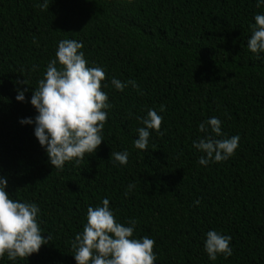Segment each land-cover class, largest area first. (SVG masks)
Returning a JSON list of instances; mask_svg holds the SVG:
<instances>
[{"label":"trees","instance_id":"16d2710c","mask_svg":"<svg viewBox=\"0 0 264 264\" xmlns=\"http://www.w3.org/2000/svg\"><path fill=\"white\" fill-rule=\"evenodd\" d=\"M0 0V175L11 199L35 203L50 240L15 264H76L74 240L89 206L108 198L114 219L135 220L133 238L154 240L155 264H264V53L247 48L256 0ZM82 43L102 67L111 107L103 140L79 164L52 167L21 124L57 43ZM59 67V65H57ZM134 80L122 91L111 84ZM17 80L25 84H16ZM27 89L25 100L16 89ZM162 116L146 149L134 147L137 117ZM218 117L239 135L227 160L200 165L198 125ZM128 151L125 165L112 152ZM134 187L128 190L129 184ZM128 195L125 196V191ZM198 201V203H197ZM231 237L232 254L210 260L205 233ZM0 264H13L5 256Z\"/></svg>","mask_w":264,"mask_h":264},{"label":"clouds","instance_id":"9594fccd","mask_svg":"<svg viewBox=\"0 0 264 264\" xmlns=\"http://www.w3.org/2000/svg\"><path fill=\"white\" fill-rule=\"evenodd\" d=\"M46 4L44 0L39 6L43 8ZM256 6H264V0H256ZM253 20L249 25L251 34L247 48L259 57L264 53V12L256 13ZM81 48L82 43L77 40L58 41L55 58L49 60L43 78L38 80L29 98L36 114L34 118L24 117L19 121L22 125L34 124V136L45 150L50 165L57 169L63 168L65 162L79 164L85 154L95 152L103 140L105 110L111 107L107 93L101 90L105 77L103 68L86 66L88 62L79 51ZM15 83L25 84L24 80ZM111 84L119 91L128 84L137 87L134 80L121 82L116 77ZM26 90L17 88L15 99L23 102ZM137 119L143 126L137 129L133 143L134 147L144 150L150 130L159 134L162 116L148 108L145 115ZM198 131L205 135L193 140L192 147L203 153L198 158L200 165L227 160L238 147L239 135L225 137L218 117L201 122ZM111 156L114 164L125 165L128 151L112 152ZM6 186V177L0 175V258L6 256L15 264L17 258L38 252L50 237L43 235L37 221L39 207L33 202L11 199ZM133 187L131 183L127 186L128 190ZM124 194L127 196L128 191ZM134 226L135 220L127 224L115 221L106 197L100 205L89 206L83 231L77 233L74 240L76 264H155L154 240L148 236L133 238ZM230 240L229 235L209 229L203 241L208 258L215 260L218 254L230 256Z\"/></svg>","mask_w":264,"mask_h":264}]
</instances>
